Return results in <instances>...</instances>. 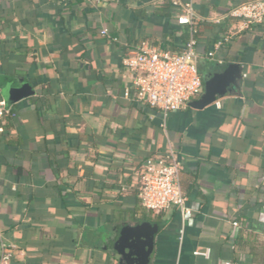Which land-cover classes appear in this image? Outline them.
<instances>
[{
	"label": "crops",
	"instance_id": "1",
	"mask_svg": "<svg viewBox=\"0 0 264 264\" xmlns=\"http://www.w3.org/2000/svg\"><path fill=\"white\" fill-rule=\"evenodd\" d=\"M246 1L192 0L200 17L218 19L199 22L198 52L228 38L213 59L200 54L199 72L235 64L241 77L203 110L169 114L162 128L157 111L122 97L121 62L124 47L143 41L181 50L186 26L169 0H0V82L34 91L12 105L11 124L0 122L9 264H119L110 215L133 205L123 180L133 172L135 185L137 167L169 147L190 214L153 212L165 222L150 223L158 231L149 264H253L241 214L246 202L264 201V21L221 19ZM252 218L264 223V208Z\"/></svg>",
	"mask_w": 264,
	"mask_h": 264
},
{
	"label": "built area",
	"instance_id": "2",
	"mask_svg": "<svg viewBox=\"0 0 264 264\" xmlns=\"http://www.w3.org/2000/svg\"><path fill=\"white\" fill-rule=\"evenodd\" d=\"M99 1V0H95ZM177 9V24L186 26L189 39L181 50L175 52L140 42L133 47H124L122 56V97L137 106L157 111L161 116V127L165 128L169 114L185 109L203 93V82L198 69L201 58L198 52V24L214 21L200 17L192 0H169ZM237 19L244 27L264 21V0H248L229 9L221 19ZM101 36L116 42L106 29ZM228 38L215 42L213 50L205 56L213 59L214 53ZM126 46V45H125ZM218 63H221L218 61ZM264 72V62L261 66ZM246 75L243 74V78ZM17 114L12 106L0 99V122L14 119ZM179 161L176 152L167 148L165 152L147 161L138 172V197L142 205L154 213L177 208L183 216L190 214L186 197L178 185ZM0 264H9L13 256L12 247L0 245Z\"/></svg>",
	"mask_w": 264,
	"mask_h": 264
},
{
	"label": "water",
	"instance_id": "3",
	"mask_svg": "<svg viewBox=\"0 0 264 264\" xmlns=\"http://www.w3.org/2000/svg\"><path fill=\"white\" fill-rule=\"evenodd\" d=\"M241 77V68L235 64L216 66L205 73L203 77V93L188 106L195 110L215 103L234 86ZM1 98L7 106H12L19 101L34 94L28 83L21 82L18 85L7 83L1 89ZM158 226L148 222L134 224H122L114 228V237L110 240V248L118 257L119 264H149L150 256L154 249L155 235Z\"/></svg>",
	"mask_w": 264,
	"mask_h": 264
},
{
	"label": "trees",
	"instance_id": "4",
	"mask_svg": "<svg viewBox=\"0 0 264 264\" xmlns=\"http://www.w3.org/2000/svg\"><path fill=\"white\" fill-rule=\"evenodd\" d=\"M187 28V27H186ZM184 29L181 34V40L183 43H186L189 39V30ZM177 52V51H175ZM6 72V69H3ZM6 81L0 82V88L5 85ZM203 82V79H202ZM1 99V96H0ZM31 101L39 105L38 98H32ZM13 107V106H12ZM15 119V118H14ZM14 119L7 118L8 123H12ZM12 120V121H11ZM152 157L146 158L143 163L137 167L138 170L142 168L144 164ZM138 173V172H137ZM125 176V175H124ZM133 172L127 174L123 180V184H126L127 187H130V198L133 200L131 208H118L117 213L112 212L110 215V223L115 225V227L128 223V222H149L152 224H158L162 226L165 220L162 219L161 214L154 215L153 212L147 210L141 203L138 197L137 185L132 184ZM123 199V198H122ZM264 208V201H259L255 199L253 202H246L245 207L242 208L243 213L241 216L245 219L247 226L245 229H248L247 240L245 243L249 246L248 256L253 264H264V243L258 241V232H263L264 223L252 218L253 213H260Z\"/></svg>",
	"mask_w": 264,
	"mask_h": 264
},
{
	"label": "rangeland",
	"instance_id": "5",
	"mask_svg": "<svg viewBox=\"0 0 264 264\" xmlns=\"http://www.w3.org/2000/svg\"><path fill=\"white\" fill-rule=\"evenodd\" d=\"M207 53H208V52H204V51H203V52H201V51H200V54H201V55H203V56H206V55H207ZM137 172H138V171H135V177H136V179H137V177H138V176H137V175H138V173H137ZM136 179H134V182H136Z\"/></svg>",
	"mask_w": 264,
	"mask_h": 264
},
{
	"label": "flooded vegetation",
	"instance_id": "6",
	"mask_svg": "<svg viewBox=\"0 0 264 264\" xmlns=\"http://www.w3.org/2000/svg\"><path fill=\"white\" fill-rule=\"evenodd\" d=\"M200 73H201L202 78L205 77V70H203V71L201 70Z\"/></svg>",
	"mask_w": 264,
	"mask_h": 264
}]
</instances>
